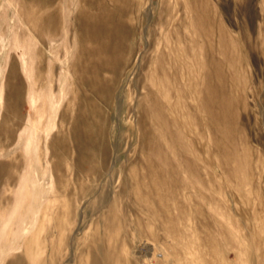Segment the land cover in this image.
I'll use <instances>...</instances> for the list:
<instances>
[{"label": "rangeland", "instance_id": "374dc122", "mask_svg": "<svg viewBox=\"0 0 264 264\" xmlns=\"http://www.w3.org/2000/svg\"><path fill=\"white\" fill-rule=\"evenodd\" d=\"M102 1L0 0V264H264V0H132L104 101L79 80L125 26Z\"/></svg>", "mask_w": 264, "mask_h": 264}, {"label": "bare ground", "instance_id": "6f19581e", "mask_svg": "<svg viewBox=\"0 0 264 264\" xmlns=\"http://www.w3.org/2000/svg\"><path fill=\"white\" fill-rule=\"evenodd\" d=\"M50 1V0H48ZM53 1V0H52ZM105 2V0H103ZM102 1V2H103ZM198 1V0H197ZM101 2V0H100ZM103 2V3H104ZM109 2V0H108ZM110 2H114L115 8H113L115 10V22H119L120 20L125 23V26L123 25H118L116 27V32H117V36H115V45L114 47L111 49V45H110V41L107 42L106 44V50L104 51L101 45V51L99 54V57H97L96 62L94 65L90 66L89 62L87 63V66L85 65L84 67V78H80L79 80L86 85V87H88V89L94 94L97 95V89L100 88V93H101V97L102 100L104 101V99L108 98L113 90V85L116 83L118 75H119V70L120 67H122L123 65H125V60H123L124 58V54L127 50L128 44L130 42V38L127 36V32L129 29V24L130 22L128 21L129 16H130V9L132 6V0H110ZM202 2V1H201ZM193 3V2H192ZM200 3V2H199ZM49 4V3H48ZM100 4V3H99ZM96 5V4H95ZM105 5V4H104ZM193 5V4H192ZM103 6V5H102ZM101 6V7H102ZM199 6V5H197ZM202 6V5H201ZM96 8V7H95ZM110 10V9H109ZM108 10V11H109ZM202 9H200V7L194 8L193 13L195 15V17L197 18L198 16L200 17V14H202ZM206 11V10H205ZM109 14V13H106ZM114 14V13H113ZM91 14H86V21H88V19H92L91 16H89ZM203 15V14H202ZM201 15V16H202ZM109 16V15H108ZM111 16V15H110ZM109 16V17H110ZM204 16V15H203ZM101 17V16H100ZM206 17V15H205ZM204 17V18H205ZM96 18V17H95ZM102 18V17H101ZM202 20H205V22H207L206 18ZM113 18H107L105 17L104 19L101 20L100 22V26L101 28H104V24L103 22H109L110 20H112ZM201 19V18H200ZM211 19V18H210ZM47 20V17H46ZM45 21V20H43ZM92 21V20H91ZM90 22V21H89ZM46 23V22H44ZM91 24V23H90ZM90 24H84L85 27H83V29H85V42L84 43H88V42H95L96 38L94 37V27ZM50 28V32L51 33H55L57 32V27H56V19H50V15H49V19L47 21L46 27ZM56 27V28H55ZM100 28V29H101ZM132 31H134L133 29H131ZM131 31V32H132ZM41 34H39L40 37ZM42 36V35H41ZM92 44V43H91ZM88 45V44H87ZM86 46V45H85ZM90 46V45H89ZM89 48V47H88ZM90 49V48H89ZM172 50H174V48H172ZM89 51V50H88ZM91 51V50H90ZM93 52V49L92 51ZM88 53V52H87ZM106 53V54H105ZM89 54V53H88ZM110 54H113V58L112 59H108V60H104V58L107 56H109ZM94 57H95V53H94ZM195 57V54H194ZM86 59V58H85ZM88 61V59H87ZM153 62L155 63V66L153 68V70L151 71V74L149 75V82L145 83V88H146V92H147V97H149L150 100H152V102L155 103L156 106H163L165 103L163 100H161L160 98V90H156L153 86H152V80H158L159 83L161 84L163 81L167 80L168 78H172L174 80V83L176 84H181L182 83V78L180 75H178L177 77H174V71H175V65H174V60L173 62L170 63L169 57H168V52L165 48V46H163L162 48H158L155 54V57L153 58ZM109 65V66H108ZM108 67L109 70L113 73V77L109 80L110 83H112L113 85H110L109 83H105V81H101L100 80L97 82L95 81L96 79V74L98 71V67H100V70H103L102 68ZM191 73L194 79V75L196 76V70L194 67H192L191 69ZM73 84L77 83V81H74V79L72 80ZM108 82V81H107ZM107 85H105V84ZM164 84V83H163ZM182 85V84H181ZM162 86V85H161ZM164 86V85H163ZM167 88V87H166ZM175 91V89H174ZM177 92V91H176ZM173 94V93H172ZM176 94V93H175ZM180 94V93H179ZM75 95V93H74ZM178 98V97H177ZM165 100V99H164ZM90 100L88 101H84L81 106L79 107V109H84V111L87 112L86 114V118L84 121V126L86 129H88L89 127H91L94 123V121H92L93 119V115L92 112L90 110H87L88 104H90ZM167 103V102H166ZM171 105V104H170ZM166 106V104H165ZM178 106V105H177ZM147 107V106H146ZM162 111V110H161ZM178 112V111H177ZM95 113V112H94ZM148 113V112H147ZM163 114V111L161 112ZM176 113V112H175ZM98 114V113H97ZM174 114V113H173ZM150 116V115H149ZM175 116V115H174ZM171 117V116H170ZM173 117V116H172ZM162 118V117H161ZM175 118V117H174ZM89 120V122L87 121ZM172 120V119H171ZM174 120V119H173ZM180 121V119H179ZM177 125V124H176ZM100 126V125H99ZM177 127V126H176ZM93 128V126L91 127ZM93 136V135H92ZM94 139V136H93ZM95 144V142H94ZM93 145V144H91ZM90 149H88V151H90V153L93 155V158L95 159L97 157V146L96 144L93 146H88ZM98 169V168H96ZM95 173H98V170H96Z\"/></svg>", "mask_w": 264, "mask_h": 264}]
</instances>
